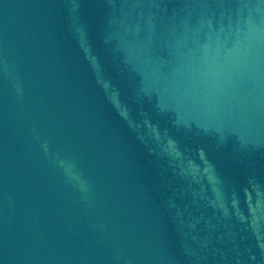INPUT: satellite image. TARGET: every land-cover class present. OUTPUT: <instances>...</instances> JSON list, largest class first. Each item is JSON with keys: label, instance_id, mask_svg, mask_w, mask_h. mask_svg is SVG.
<instances>
[{"label": "water", "instance_id": "1", "mask_svg": "<svg viewBox=\"0 0 264 264\" xmlns=\"http://www.w3.org/2000/svg\"><path fill=\"white\" fill-rule=\"evenodd\" d=\"M0 264H264V0H0Z\"/></svg>", "mask_w": 264, "mask_h": 264}]
</instances>
